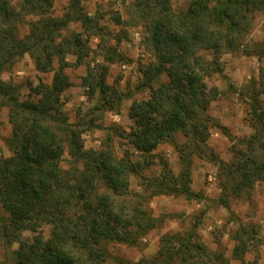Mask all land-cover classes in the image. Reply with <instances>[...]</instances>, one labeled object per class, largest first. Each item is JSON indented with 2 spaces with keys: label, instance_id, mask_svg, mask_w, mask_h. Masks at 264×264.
Returning <instances> with one entry per match:
<instances>
[{
  "label": "trees",
  "instance_id": "1",
  "mask_svg": "<svg viewBox=\"0 0 264 264\" xmlns=\"http://www.w3.org/2000/svg\"><path fill=\"white\" fill-rule=\"evenodd\" d=\"M82 1L69 0L65 16L56 17L51 14L54 0H0V115L7 109L12 127V155L0 156V237L6 245H19L14 261L0 264H105L108 243L134 245L158 225L159 219L145 205L147 191L150 196L194 197L192 155H202L211 128L217 126L209 109L219 95L211 81L222 70L219 54L244 46L255 14L264 13V0H186L178 11L172 0H130L128 14L145 29V42L155 58L142 71V87L149 88L150 95L130 107V131L113 128L140 154L135 162L130 155H116L108 145L86 150L82 131L69 122L64 109L62 94L70 86L67 56L84 64L87 45L83 33L71 40L63 31L71 21L79 22L89 37L94 28L93 17L82 12ZM23 25L29 31L22 35ZM205 49L213 52V60L202 56ZM26 54L39 71L54 72L51 82L29 83L28 96L20 85L3 79V73ZM254 54L261 57L258 51ZM100 67L96 71L89 65L84 85L90 94H99L100 104L118 110L122 97L107 83V67ZM259 83L263 91L253 90L254 133L245 140L250 153L231 165L221 162L232 182L223 188H232L233 194L264 181V155L254 154L264 129V106L257 97L264 93V69ZM179 133L186 139L181 145L176 143ZM165 142L179 149L178 175L155 155ZM66 152L68 167L63 166ZM157 163L162 166L160 175H139ZM132 175L145 180L142 193L132 191ZM222 204L229 207L225 197ZM46 224L52 226L48 238ZM195 227L186 235H164L157 254L139 264H227L223 252L208 249ZM27 230L32 237L22 235ZM257 235L256 227H239L233 234V258L244 262L249 250L245 241Z\"/></svg>",
  "mask_w": 264,
  "mask_h": 264
},
{
  "label": "rangeland",
  "instance_id": "2",
  "mask_svg": "<svg viewBox=\"0 0 264 264\" xmlns=\"http://www.w3.org/2000/svg\"><path fill=\"white\" fill-rule=\"evenodd\" d=\"M17 1L13 0L14 3ZM172 2L177 11L186 5V0ZM129 4L130 0H127V4L123 0L82 1V12L93 17L94 28L89 31V37L83 32L84 28L79 22L71 21L63 31V35L71 40L75 33H83L87 46L84 50V64H75L77 58L74 55L67 56L71 66L65 72L69 76L70 86L63 92L62 99L69 122L82 131L86 150H99L108 145L116 155H130L136 162L140 159V154L113 128L130 131L133 125L129 115L130 107L134 101L147 99L150 95V89L142 87V71L149 63L155 62V58L145 42V29L128 14ZM68 6L69 0H54L51 14L63 17L68 12ZM120 17L122 22L119 24ZM20 31L22 35L27 33L28 25L20 26ZM115 51L124 59H118L113 53ZM257 51L261 57L255 56ZM201 54L207 60L214 59L213 52L209 49L201 51ZM106 55L115 60L110 62L105 59ZM218 60V67L222 70L215 73L211 81L217 86L219 95L212 101L209 109L217 126L211 128L202 155H192L190 187L195 196H150L147 191L145 205L159 219L158 225L146 232L134 245L108 243L105 264H139L144 259H151L164 245V235H186L193 225L197 226L196 231L208 249L223 252L227 264H264V181H258L249 188L244 187L238 192L240 195L233 194L232 188H223L230 180L227 178L228 167L221 164L231 165L250 153L245 140L250 139L254 133L251 126L252 104L255 99L253 90L263 91L259 83L260 70L264 69L263 12L255 14L245 45L236 52H221ZM58 64L56 60L55 67L58 68ZM89 65L96 71H101L100 66L107 67L106 81L118 93V97H122L118 101V110H109L110 106L100 104L99 94H90L84 85ZM53 77V71H39L29 54L3 73L4 80L13 81L22 87L24 96H28L30 92L27 86L29 83L37 85L41 81L51 82ZM257 97L264 106V93ZM117 100L118 98L114 101L117 103ZM11 134L8 110L4 109L0 115V156L12 155L8 146ZM261 134L262 142L257 144L254 154L262 157L264 129ZM185 141L183 134H177L178 145ZM155 155L158 156V162L161 159L168 161L175 175L181 172L182 161L177 145L165 142L158 147ZM69 162L70 156L66 152L63 166L68 167ZM161 172L162 166L157 163L142 170L139 175L156 176ZM130 180L132 191L142 193L145 180L138 175H132ZM231 185L232 182H229L230 187ZM223 197L228 201L229 207L222 204ZM243 225L258 229L256 238L245 241L249 250L244 255V262L233 258V249L237 243L233 234ZM43 231L48 238L51 236L52 226L44 225ZM22 235L32 237L33 233L27 230ZM18 246V243L6 245L0 237V262H13Z\"/></svg>",
  "mask_w": 264,
  "mask_h": 264
}]
</instances>
